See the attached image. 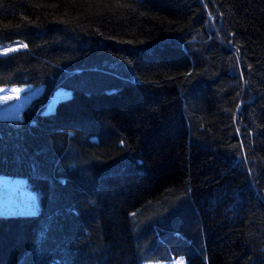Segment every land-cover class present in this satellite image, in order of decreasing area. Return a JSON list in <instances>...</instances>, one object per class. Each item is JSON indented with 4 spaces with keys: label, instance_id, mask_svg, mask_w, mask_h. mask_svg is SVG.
Instances as JSON below:
<instances>
[{
    "label": "trees",
    "instance_id": "16d2710c",
    "mask_svg": "<svg viewBox=\"0 0 264 264\" xmlns=\"http://www.w3.org/2000/svg\"><path fill=\"white\" fill-rule=\"evenodd\" d=\"M0 264H264V0H0ZM71 89L51 111L58 87Z\"/></svg>",
    "mask_w": 264,
    "mask_h": 264
},
{
    "label": "rangeland",
    "instance_id": "374dc122",
    "mask_svg": "<svg viewBox=\"0 0 264 264\" xmlns=\"http://www.w3.org/2000/svg\"><path fill=\"white\" fill-rule=\"evenodd\" d=\"M23 47H25L23 42L0 43V55ZM44 90L43 83L0 85V117H21L24 108ZM70 93V88L64 86L56 88L47 101L45 110H53L57 100L70 95ZM39 206V196L30 185L28 177L0 173V214L37 212ZM143 264H187V258L185 255H176L168 259L144 260Z\"/></svg>",
    "mask_w": 264,
    "mask_h": 264
},
{
    "label": "snow or ice",
    "instance_id": "6c2138e0",
    "mask_svg": "<svg viewBox=\"0 0 264 264\" xmlns=\"http://www.w3.org/2000/svg\"><path fill=\"white\" fill-rule=\"evenodd\" d=\"M17 91H19V90H17Z\"/></svg>",
    "mask_w": 264,
    "mask_h": 264
}]
</instances>
